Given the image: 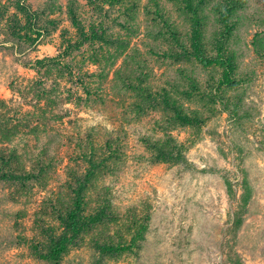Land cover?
<instances>
[{
	"label": "rangeland",
	"instance_id": "1",
	"mask_svg": "<svg viewBox=\"0 0 264 264\" xmlns=\"http://www.w3.org/2000/svg\"><path fill=\"white\" fill-rule=\"evenodd\" d=\"M235 1L227 86L221 66L173 55L192 51L178 1L0 0V171L6 156L32 175L0 180V264H57L31 246L64 231L55 206L72 208L91 158L103 163L84 213L108 205L112 219L58 264H264V0ZM207 2L212 57L223 0ZM56 57L60 74L36 64ZM166 100L200 120L172 123ZM96 240L135 245L100 259Z\"/></svg>",
	"mask_w": 264,
	"mask_h": 264
},
{
	"label": "trees",
	"instance_id": "2",
	"mask_svg": "<svg viewBox=\"0 0 264 264\" xmlns=\"http://www.w3.org/2000/svg\"><path fill=\"white\" fill-rule=\"evenodd\" d=\"M118 1V0H114ZM182 3V10L185 14L188 13V19L191 23L192 32L190 35L192 51L188 50L186 47H183L182 52H175L173 55L176 59H191L192 57L200 62L202 65L208 67L212 65H219L223 68V74L221 75L220 82L221 85L225 84L227 86H231L233 82H235L233 78V74L235 72V64L234 57L232 54H228L226 48L229 45V41L231 39L232 30L236 25L233 20L234 13L236 11V1L235 0H223V3L220 5H216L214 9V13L216 14L218 21L223 25V29L218 32V35L215 36V45L217 48V54L215 56L209 57L206 54L205 49L203 48V16L204 6L209 4L208 0H174ZM69 15L72 17L73 24L77 25V28L81 30V26L78 23L76 12L74 8L69 9ZM82 32V31H81ZM96 36V34L94 33ZM171 35L174 41L178 45H183L180 43L179 38L177 37V33L172 29ZM86 39H90V36H86ZM79 43H82L81 40L78 41L77 44L71 43L68 48H66L65 53L69 55L72 50H74L75 45L79 46ZM61 57L63 54L60 55ZM40 68H43L45 72L50 73L51 75L56 70L59 74L61 71L59 69H53L55 66H61L62 60L58 57L56 58H46L42 60H37L36 63ZM195 87V85H193ZM149 95V106L154 108L157 104V98ZM169 98V95L164 96V99ZM163 100V99H162ZM167 106L172 108L163 107V109H171L174 111L173 116L170 117V121L172 123L182 122L186 124H190L191 122H195L200 120L196 114L186 115L183 111L179 102H169L166 100ZM157 107V106H155ZM141 109H145L143 106ZM155 109V108H154ZM147 141H149V137H147ZM163 151L166 152L165 149ZM165 155L164 152L161 151V156ZM170 156V155H169ZM172 156V154H171ZM168 158V157H167ZM2 164L0 171V180H9L13 179L19 181L21 183H25V180L32 178L30 173H19L14 170L12 164V159L7 158L6 156H2ZM90 161V167L87 169V172L84 176H82L81 183L78 184V187L73 189L72 193V208L65 209L64 203H59L55 206V211H57V219L60 221L61 225L64 227V231L61 234L56 235L54 227H48L43 229V233L48 239L45 242L37 243L36 245L31 246V254L36 256L38 259H43L47 262H55L59 263V259L62 255L68 251L70 245L74 242H79L84 234L85 230L88 228L92 229L98 224H105L112 219V214L108 210L109 206L105 205L101 207L95 214L87 215L84 213V197L86 191L92 186V181L94 177L97 175V169L102 165L101 162H96L92 158ZM44 169V168H43ZM41 170L37 173H41ZM36 174V175H37ZM71 194V192H70ZM64 204V205H63ZM240 218L235 221L236 226L240 223ZM135 244L131 243L130 245H126L124 242L119 241L116 243L112 241L111 243L102 241L98 242L96 240L95 249L98 251L100 259H104L107 257H114L120 251L131 250Z\"/></svg>",
	"mask_w": 264,
	"mask_h": 264
}]
</instances>
